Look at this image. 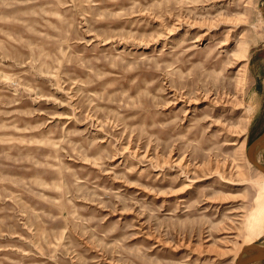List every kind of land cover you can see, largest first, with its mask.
<instances>
[{
  "label": "rangeland",
  "instance_id": "374dc122",
  "mask_svg": "<svg viewBox=\"0 0 264 264\" xmlns=\"http://www.w3.org/2000/svg\"><path fill=\"white\" fill-rule=\"evenodd\" d=\"M263 2L0 0V264L264 244Z\"/></svg>",
  "mask_w": 264,
  "mask_h": 264
},
{
  "label": "water",
  "instance_id": "95a60500",
  "mask_svg": "<svg viewBox=\"0 0 264 264\" xmlns=\"http://www.w3.org/2000/svg\"><path fill=\"white\" fill-rule=\"evenodd\" d=\"M263 16H264V2H263ZM264 156V129L252 139L247 147V156L249 160L261 171L264 172V160H260V155ZM264 260V244L250 243L241 249L238 253L235 264H251L256 261Z\"/></svg>",
  "mask_w": 264,
  "mask_h": 264
},
{
  "label": "bare ground",
  "instance_id": "6f19581e",
  "mask_svg": "<svg viewBox=\"0 0 264 264\" xmlns=\"http://www.w3.org/2000/svg\"><path fill=\"white\" fill-rule=\"evenodd\" d=\"M263 194H264V191H263ZM263 194H262V197H263ZM262 211H264V204L262 205ZM250 243H254V242H250ZM250 243H248V244H250ZM247 245V244H246ZM238 255V254H237ZM237 255L236 256H234L233 257V259H232V264H235V259H236V257H237Z\"/></svg>",
  "mask_w": 264,
  "mask_h": 264
},
{
  "label": "crops",
  "instance_id": "0c3cea01",
  "mask_svg": "<svg viewBox=\"0 0 264 264\" xmlns=\"http://www.w3.org/2000/svg\"><path fill=\"white\" fill-rule=\"evenodd\" d=\"M251 264H264V260H261V261H256V262H253Z\"/></svg>",
  "mask_w": 264,
  "mask_h": 264
}]
</instances>
